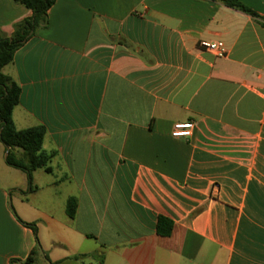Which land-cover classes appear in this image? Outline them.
Returning <instances> with one entry per match:
<instances>
[{
  "label": "crops",
  "instance_id": "1",
  "mask_svg": "<svg viewBox=\"0 0 264 264\" xmlns=\"http://www.w3.org/2000/svg\"><path fill=\"white\" fill-rule=\"evenodd\" d=\"M240 1L258 15L56 0L3 68L21 87L16 127L44 126L54 156L27 192L0 140V264H264V0ZM31 15L0 0L9 35ZM187 122L191 136H173Z\"/></svg>",
  "mask_w": 264,
  "mask_h": 264
},
{
  "label": "trees",
  "instance_id": "2",
  "mask_svg": "<svg viewBox=\"0 0 264 264\" xmlns=\"http://www.w3.org/2000/svg\"><path fill=\"white\" fill-rule=\"evenodd\" d=\"M26 5L32 11L30 17H26L14 24V30L9 35L0 29V140L9 148L6 162L9 166L23 170L28 177L29 189L35 191L33 173L37 169H44L51 173L50 162L53 153H47L43 149L46 134L44 126L18 129L15 125L13 112L19 104L21 87L9 75L3 72V68L10 64L16 51L28 41L39 28H46L49 24L48 12L56 0H14ZM241 10L252 16L258 14L247 7L240 0H213ZM77 210V200L71 198L67 203V213L74 217ZM36 231L33 224H27ZM173 230V222L165 217H160L157 224L159 234L169 236ZM36 251L33 250L34 254Z\"/></svg>",
  "mask_w": 264,
  "mask_h": 264
},
{
  "label": "built area",
  "instance_id": "3",
  "mask_svg": "<svg viewBox=\"0 0 264 264\" xmlns=\"http://www.w3.org/2000/svg\"><path fill=\"white\" fill-rule=\"evenodd\" d=\"M200 47L205 50L209 51L216 56L224 57L226 56L227 50L226 46L223 41H207L202 40L200 42ZM194 128L193 122H187V123H176L173 130V136H191L192 129Z\"/></svg>",
  "mask_w": 264,
  "mask_h": 264
},
{
  "label": "water",
  "instance_id": "4",
  "mask_svg": "<svg viewBox=\"0 0 264 264\" xmlns=\"http://www.w3.org/2000/svg\"><path fill=\"white\" fill-rule=\"evenodd\" d=\"M8 155H9V148H8V152H7V154H6V158L8 157Z\"/></svg>",
  "mask_w": 264,
  "mask_h": 264
}]
</instances>
